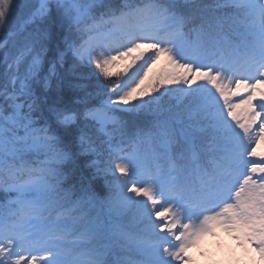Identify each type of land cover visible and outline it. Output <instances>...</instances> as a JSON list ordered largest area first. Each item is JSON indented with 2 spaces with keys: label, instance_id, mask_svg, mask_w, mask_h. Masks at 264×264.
Here are the masks:
<instances>
[{
  "label": "rangeland",
  "instance_id": "obj_1",
  "mask_svg": "<svg viewBox=\"0 0 264 264\" xmlns=\"http://www.w3.org/2000/svg\"><path fill=\"white\" fill-rule=\"evenodd\" d=\"M23 1L25 3L28 1L27 5L35 4L39 9L42 6L38 5V0ZM167 1L171 3L175 10L176 7L181 8L180 5L185 7V2L189 4L196 2L202 6V10L196 8V11L208 13L212 11L214 17L217 16V13H215L217 10H219L218 12L228 10L230 13L235 11L237 18H240L243 13L247 17L249 15V8L245 5H237L234 0H229L227 6H224V0ZM239 1L242 4V0ZM259 1L261 2L262 0ZM53 2L58 3L62 16L69 22H73V24H80L82 27L94 22V26L90 27V31L86 32L83 46L78 51L79 42L72 43L71 46L72 51L75 52L78 58L94 66L101 75L113 78L107 84L111 86V90L114 93H109V98L101 103L102 106L116 108V110L121 111L144 110L148 107L160 108L164 106L171 115L179 114V112L184 113L183 118L185 119L183 122L195 129H199V134L204 135L200 136L201 138L204 137V144L212 149L220 150L223 144L222 135L224 133L221 132L223 129H218L217 132L210 128L208 130L204 128L203 130L200 118L195 116L196 112L188 111V109L185 111V100L189 101L190 98H194L192 95H200L198 92L203 89V84L216 87L219 93L223 94V97L220 98L221 101L226 99L227 96L225 94L232 95L233 102H230V98L229 102L224 101V105L225 107L230 105L231 116L235 117L237 115L234 123L246 125V130L242 137L244 138L243 150L247 152L242 159V164L245 166V176L237 177L238 179L234 181V184L236 188H239L238 190L245 189L246 181L243 178H248L247 180H249L254 173L256 174L260 170V167L253 163L254 154L256 152L264 154L263 61L255 64L254 70L249 71L248 69L246 74L241 76V74L238 75L236 70H232L234 65L229 62H222L221 68H218L213 64V61L205 62L203 58L196 59V45L191 49L182 50L179 47L180 44L175 47V45L168 46L163 41L157 43L141 39L138 36V32L134 31V28L138 27L136 17L140 12L137 8L130 12L113 14L110 17L112 21L111 28L107 29L108 24L106 23L95 27V22L98 24L102 21H95L93 18L95 10L98 12V6H103L100 3L101 0H54ZM14 3L15 0H0V29L5 28L7 30L4 37L10 36L9 32L11 31L13 35L18 27L17 23L19 22L15 21V16H12ZM47 3L45 2L43 5ZM186 8L189 10L188 6ZM189 11L194 12L193 10ZM254 11L253 6L250 7V13L252 14ZM261 13L259 7L256 10V15L258 16ZM231 15H229L230 19L235 17ZM163 24L167 26L160 25L158 31L149 32L146 35L159 36L163 32H173L175 30V28H172L170 20H165ZM239 32L242 33L241 30ZM178 33L176 32L174 35ZM83 34L84 32H76L73 40L80 38ZM262 36L263 38L260 41L263 42L264 49V33ZM176 38L173 37L174 40ZM158 45H160V48H156ZM4 47V40H0V60H13V63L0 71V93L3 95H11V92H17V95L32 94L33 92L29 88L31 80L36 78L41 71V53L34 48L27 47L17 50L13 57L12 55H7V53L5 57L2 54ZM105 49H114L115 52L111 51L108 53ZM168 59L171 64V66L169 65L170 67L166 66ZM0 65H2L1 62ZM184 69H186L185 74L180 73ZM230 70L232 71L230 76L225 78V80H228V85L219 83L216 86L212 83V79L207 77L209 73L212 74V78L219 77L223 74L221 72L228 73ZM250 75L255 76V79H247ZM178 78L180 81H178ZM161 81L170 82L167 89L156 87ZM195 85L200 88L194 87ZM196 91L197 93H194ZM154 92L158 93V95H153ZM16 107V111L8 109L6 114L0 108V163L8 157L10 150L16 148L21 150L22 156H26L35 148L45 151L47 144L50 143L48 139L45 140L43 136L39 135L42 129L38 130L37 125L31 123L28 118L20 113L18 103ZM105 117L107 118L102 121L105 124H109L108 120L116 121L113 116L108 117L105 115ZM61 120L68 122L72 120V117L68 115ZM6 143H13L14 145L5 147ZM18 155L16 154V157ZM14 157L10 155L6 162L0 164L3 167L6 164L8 166L10 164L13 172L9 176L12 178L20 175L15 163L13 166L11 162ZM131 157V154L122 155L118 161L121 169L134 167ZM20 160H25V157ZM22 164L25 165L27 163L23 161ZM111 169L114 170H112L111 175H107L108 178L103 183L106 190H104V198L100 199L103 204L101 209L94 202L95 199L92 194L87 201L84 197H79L81 203L74 200L73 203L67 205L66 198L61 196L62 191H54L52 193L47 190L40 191L43 188L42 179L12 186V188L22 189L23 193L18 195L17 192L15 194L11 192L8 197L6 196V199L4 197L0 198V216L4 219L0 221V242L6 234L4 228L7 226V219L10 217L13 219L14 215L12 213L14 211L17 212L15 199L22 200L24 203L22 208L25 221L27 222V229L22 234L15 236L18 239L17 242L0 243V264H61L59 258L54 260L51 257L54 254V242L50 238L61 237L63 239L65 228L73 231V228L78 227H85L86 231L95 234L98 242L106 241L109 243L110 240L112 248L109 246L108 250L111 251L112 260L118 261V257L123 264H126V258L130 254L129 248L133 244L125 236H121L120 231L113 236L111 225H117L119 221L122 223L127 222L137 226H144V229L154 233L163 227L165 223L158 222L157 224H161L159 226H156L157 224L145 226L144 222L151 223L152 220L155 221L159 216L156 212L150 211L146 207V198L148 196L140 192L138 183H134V179L125 174L121 176L123 172L121 169H117L114 164ZM237 197V193L236 195L232 193L227 200L218 202L213 210L197 211L198 208L191 209V219L181 229L182 234H173L172 236L179 245L180 255L176 264H209L210 262L212 264H230L236 256L241 262L239 264H264L263 247L251 242L248 244L243 243L234 229L233 222L235 219L231 214V210L238 202ZM69 208H74L78 211L91 209L93 214L80 222L78 220L70 222V216L67 214ZM55 211H60L57 219L52 215ZM54 221L60 224L56 233L49 231L48 228L50 223ZM45 231H49V233L46 235V242L43 243L37 238L40 233ZM133 238L136 239L134 241L137 246L142 245L141 242L137 241L140 239ZM112 251L117 257L112 254ZM64 264H79V262L69 261Z\"/></svg>",
  "mask_w": 264,
  "mask_h": 264
},
{
  "label": "trees",
  "instance_id": "obj_2",
  "mask_svg": "<svg viewBox=\"0 0 264 264\" xmlns=\"http://www.w3.org/2000/svg\"><path fill=\"white\" fill-rule=\"evenodd\" d=\"M224 1V6H227L229 0ZM239 2L234 0L237 5ZM26 3L23 0H15L12 16H15V21L19 22L16 32L14 31L12 35L11 31L10 36L4 37L7 30L0 29V40L5 42L2 54L6 57L7 53L13 57L17 50L31 47L42 54V67L39 75L31 80L29 89L33 92L32 94L17 95V92H11V95H3L0 93V108L6 114L8 109L16 111L18 103L20 113L37 125L38 130L42 129L39 135L50 141L45 148V156H41L43 159L39 165L35 163L25 166L21 165L17 158L11 159L12 164L16 162L17 170L23 174L22 177L28 176L27 181L42 179L43 188L40 191L47 190L50 193L62 191L61 196L66 198L67 205L74 200L78 201V197L88 200L92 194L94 202L101 209L103 204L100 199L104 198V190H106L103 183L108 178L107 175H111L114 170L111 169L113 164L116 166L119 150L128 151L131 145H139L141 138L147 137L146 132L150 133L153 129H156L153 131L156 132L154 134L160 136L158 139L160 144L170 143L173 140L174 145L186 147L196 143L195 141H203L204 137L200 136L204 135L199 134V129L183 122L184 113L171 115L164 106L135 111H121L102 106L101 103L109 98V93H114L111 86L107 84L113 78L101 75L94 66L78 58L71 46L72 43L80 42L79 38L73 40V37L76 36V32H85L88 24L81 27L80 24L75 25L69 22L62 16L56 2L50 1L42 5L40 9L35 4L27 5ZM100 3L103 6L98 7V12L95 10L94 19L104 16L110 8L127 9L140 3V0H101ZM231 3L233 4L232 1ZM186 6L194 12L189 11ZM180 7L185 30L190 32L197 31L205 34L210 29H215L231 36L238 24L241 26V22L243 24L247 20L244 13L237 18L235 11L230 13L228 10L225 12L217 10L214 11L217 13L216 17L212 11L210 13L196 11V8L202 10V6L196 2L194 4L185 2V7L182 5ZM231 14L235 16L232 19L229 18ZM0 62L2 63L1 71L13 63V60H0ZM178 81H180L179 78ZM170 82L161 81L156 87L167 89ZM203 86V89L198 92L200 95L195 94L192 95L194 98L185 100L184 108L185 111L188 109V111L196 112L195 116L200 118L203 130L210 128L217 132L218 129H223L221 149H214L213 154L225 160L229 153L232 154L234 146L230 139L238 134L240 125L234 123L237 115L231 116L230 105L225 107V100H220L223 94L219 93L213 85L203 84ZM194 87L200 88L198 85ZM153 95L158 93L154 92ZM68 115L72 117V120L68 122L61 120ZM105 115L113 116L116 121H110L109 124L103 123L102 119ZM184 135H187L190 141L184 139ZM13 145V143H6L4 146ZM223 146L227 151L223 152ZM141 148L146 150L145 147ZM30 152L38 155L34 150ZM11 154L15 157L19 154L18 157H22L21 150L15 148L8 152V157L2 163L6 162ZM201 164L206 167L204 159ZM4 166L7 168L0 165V198L8 196L5 188L11 183L9 174L13 172L10 164ZM254 194V204L261 211L258 214L256 208L252 209L248 219L256 228L254 231H259L260 235L257 236L259 239L260 236H264V185H260V182L255 183ZM78 203L81 202L78 201ZM92 214L91 210L76 213L73 209L70 216L82 221ZM2 220L4 219L0 216V221ZM143 224L147 226L149 223ZM133 225L135 224L121 221L117 225L112 224V235L120 231L121 236L130 238L125 229ZM93 249L101 248L95 246ZM132 249L131 246L129 251L133 252ZM239 263L241 262L237 257L230 262V264Z\"/></svg>",
  "mask_w": 264,
  "mask_h": 264
},
{
  "label": "water",
  "instance_id": "obj_3",
  "mask_svg": "<svg viewBox=\"0 0 264 264\" xmlns=\"http://www.w3.org/2000/svg\"><path fill=\"white\" fill-rule=\"evenodd\" d=\"M46 1H48V0H39V4H42V3L46 2Z\"/></svg>",
  "mask_w": 264,
  "mask_h": 264
}]
</instances>
